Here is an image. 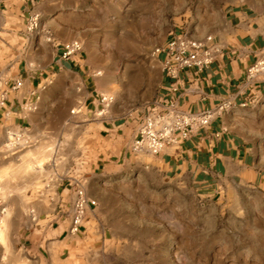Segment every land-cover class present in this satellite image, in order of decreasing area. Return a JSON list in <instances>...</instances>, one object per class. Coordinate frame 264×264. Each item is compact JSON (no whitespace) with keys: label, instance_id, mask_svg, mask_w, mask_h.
I'll use <instances>...</instances> for the list:
<instances>
[{"label":"rangeland","instance_id":"374dc122","mask_svg":"<svg viewBox=\"0 0 264 264\" xmlns=\"http://www.w3.org/2000/svg\"><path fill=\"white\" fill-rule=\"evenodd\" d=\"M247 1L50 0L36 21L4 24L5 50L28 39V48L79 42L99 97L91 114L81 79H50L35 129H0V263L19 264L21 227L48 214L57 186L76 179L96 197L106 229L99 264H264V101L241 110L257 135L261 176L253 186L198 196L187 182L166 179L148 153L91 179L105 141L97 114L122 122L153 109L161 82L154 52L176 33L204 29L219 8ZM103 97L112 101L103 105Z\"/></svg>","mask_w":264,"mask_h":264},{"label":"crops","instance_id":"0c3cea01","mask_svg":"<svg viewBox=\"0 0 264 264\" xmlns=\"http://www.w3.org/2000/svg\"><path fill=\"white\" fill-rule=\"evenodd\" d=\"M45 1L50 0H0V33L7 21L10 25L11 22L32 19ZM179 34H188L201 41L211 37L218 50L217 56L202 71L197 68L182 71L175 88L174 81L163 71L164 56H161L158 59L161 82L155 103L175 100L187 113L210 110L225 102H230L233 108L215 118L208 128L196 130L181 145L168 147L157 156L132 149L140 122L150 109L142 115L133 114L122 122L103 119L101 112L97 114L99 132L105 136V141L100 164L94 165L91 179L104 174L112 176L107 172L108 167L123 166L135 154L148 153L166 179L187 182L198 196L215 198L227 188L253 186L259 181L257 135L241 110L244 104L247 108L264 101V80L255 94L256 100L247 84L248 70L264 56V0L219 8L204 29ZM28 41L21 46L7 44V50L0 45V129L5 133L33 131L38 122L43 86L50 79L59 80L65 76L81 79L85 108H90L91 114L95 113L93 105L98 110L96 98L99 95L95 94L94 78L85 75L83 51L66 61L61 59L64 44L41 42L28 48ZM18 82L22 83L19 88L16 86ZM1 100H4L3 105ZM101 167L104 173L98 174ZM79 184L96 205L86 210L79 231L72 233ZM32 216L31 222L21 227L22 235L17 246L19 264H99L106 229L98 201L83 182L73 179L67 180L63 186L59 184L48 214ZM2 250L0 247V260Z\"/></svg>","mask_w":264,"mask_h":264},{"label":"built area","instance_id":"2783aa9c","mask_svg":"<svg viewBox=\"0 0 264 264\" xmlns=\"http://www.w3.org/2000/svg\"><path fill=\"white\" fill-rule=\"evenodd\" d=\"M32 17L31 20H37ZM62 60H69L73 56L81 53L83 47L79 42L66 43L62 46ZM218 50L211 37L204 41L194 39L188 34H174L171 39L161 48H158L154 55L157 59L164 56L162 60L165 75L174 81L173 87L179 81V74L190 68H197L202 71L208 68L217 56ZM264 80V56L261 57L247 72V84L254 100L257 99L256 92L259 90L261 81ZM17 88L22 86L17 83ZM175 88V87H174ZM173 88V91L175 90ZM112 100L105 97L101 103L106 105ZM4 100H1L3 105ZM155 108L150 109L142 118L136 139L132 146L133 151H146L157 156L165 152L168 147L179 146L183 141L188 140L196 130L206 129L211 122L229 112L233 105L225 102L217 105L213 109L203 110L198 113H187L182 110L175 100L162 104L156 102ZM246 108V104L243 105ZM14 135V140L10 142L14 145H21L23 136ZM18 141V142H16ZM25 141L22 144H27ZM77 199L74 205V216L72 220L71 232L79 231L83 222L86 210L95 206L96 202L89 200L83 186L79 184L77 189Z\"/></svg>","mask_w":264,"mask_h":264}]
</instances>
